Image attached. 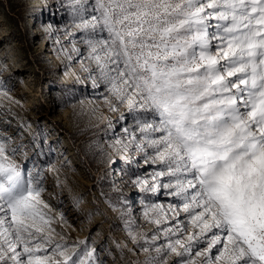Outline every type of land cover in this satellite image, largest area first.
I'll use <instances>...</instances> for the list:
<instances>
[{
	"label": "snow or ice",
	"instance_id": "obj_1",
	"mask_svg": "<svg viewBox=\"0 0 264 264\" xmlns=\"http://www.w3.org/2000/svg\"><path fill=\"white\" fill-rule=\"evenodd\" d=\"M67 6L84 80L132 117L114 151L158 166L131 180L151 233L121 212L142 264H264V0ZM0 96L11 99L3 82ZM12 145L0 131V264H106L87 240L69 242L44 174Z\"/></svg>",
	"mask_w": 264,
	"mask_h": 264
},
{
	"label": "rangeland",
	"instance_id": "obj_2",
	"mask_svg": "<svg viewBox=\"0 0 264 264\" xmlns=\"http://www.w3.org/2000/svg\"><path fill=\"white\" fill-rule=\"evenodd\" d=\"M73 38L79 33L67 0H0V82L11 97L0 96V131L23 146L27 168L44 174V196L63 213L70 243L87 240L106 264H142L146 254L129 239L121 212L130 210L151 233L141 217L144 194L131 180L158 166L137 155L129 163L114 151L117 140L127 142L132 117L124 108L109 111L102 90L84 80Z\"/></svg>",
	"mask_w": 264,
	"mask_h": 264
},
{
	"label": "bare ground",
	"instance_id": "obj_3",
	"mask_svg": "<svg viewBox=\"0 0 264 264\" xmlns=\"http://www.w3.org/2000/svg\"><path fill=\"white\" fill-rule=\"evenodd\" d=\"M54 25H55V24H54ZM72 40H73V42L76 41L75 38H73ZM73 42H72V44H71L72 46H74ZM75 46H76V47H79V43H76ZM76 74H78V71H77V70H75V75H76ZM70 78H71V77H70ZM72 78H73V77H72ZM65 79H66V78H65ZM65 79H64V80H65ZM69 81H70V80H69ZM67 83H68V80L62 81V84H64V85H66ZM127 155H128V154H124V155L122 156V158L125 159L126 161H129L128 159L125 158V156H127ZM132 158H133V157L131 156V161H132ZM134 165H136V164L134 163L133 166H134ZM50 167H51V166H50ZM49 172H50V171H49ZM50 174H51V173H50ZM125 177H126V176H125ZM123 182H124V180H123Z\"/></svg>",
	"mask_w": 264,
	"mask_h": 264
},
{
	"label": "trees",
	"instance_id": "obj_4",
	"mask_svg": "<svg viewBox=\"0 0 264 264\" xmlns=\"http://www.w3.org/2000/svg\"><path fill=\"white\" fill-rule=\"evenodd\" d=\"M74 142H76V140H74Z\"/></svg>",
	"mask_w": 264,
	"mask_h": 264
}]
</instances>
